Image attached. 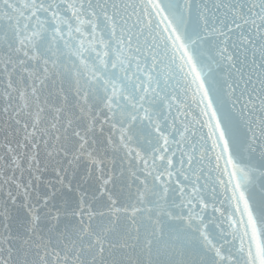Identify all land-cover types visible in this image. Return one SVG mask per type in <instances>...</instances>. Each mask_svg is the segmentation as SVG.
<instances>
[{"label": "snow or ice", "instance_id": "1", "mask_svg": "<svg viewBox=\"0 0 264 264\" xmlns=\"http://www.w3.org/2000/svg\"><path fill=\"white\" fill-rule=\"evenodd\" d=\"M0 264H264V0H0Z\"/></svg>", "mask_w": 264, "mask_h": 264}]
</instances>
